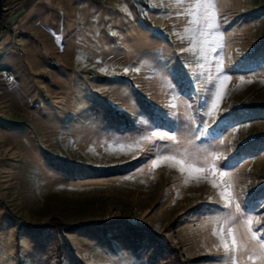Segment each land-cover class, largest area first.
I'll list each match as a JSON object with an SVG mask.
<instances>
[{
  "label": "rangeland",
  "instance_id": "374dc122",
  "mask_svg": "<svg viewBox=\"0 0 264 264\" xmlns=\"http://www.w3.org/2000/svg\"><path fill=\"white\" fill-rule=\"evenodd\" d=\"M51 1L52 22L66 8L84 21L98 12L107 32L82 42L74 77L56 60L58 82L15 44L42 15L4 0L0 264H264V0H210L215 27L197 0ZM119 217L170 243L121 223L22 226Z\"/></svg>",
  "mask_w": 264,
  "mask_h": 264
},
{
  "label": "crops",
  "instance_id": "0c3cea01",
  "mask_svg": "<svg viewBox=\"0 0 264 264\" xmlns=\"http://www.w3.org/2000/svg\"><path fill=\"white\" fill-rule=\"evenodd\" d=\"M54 5L55 4L51 0H29V3L26 6L28 16L35 19L41 14L44 25L40 26L32 21V23L25 28L26 31L23 30L20 32L18 30L15 44L25 45V51L32 56L33 54H36V52H40L44 56L43 58L48 60V63H45L47 64L45 66L48 72H44V74L55 77L59 82L60 77L65 74L73 77L76 75V67L79 66L78 63L83 59L82 42L86 41V39L92 40L93 38L94 40H98L99 37H105L104 32L107 31L99 25L98 12L92 14L91 17L89 16L90 20L84 21L78 17L76 18V14H79L80 12L76 13L66 8L62 11L63 20L61 23H54L51 21L52 18L50 13V9H53L55 7ZM39 8H42V11H40ZM117 17L119 24L122 25L121 29L125 31V37L128 36L131 41L130 35L132 34L134 35L132 38L135 40L134 42H139V33L137 34L131 31V26L126 22L125 17L122 14ZM16 26L17 28H22L19 27V21H16ZM110 28L113 29L114 27L110 26ZM11 29L12 28H10V30ZM48 29L55 34L57 42L47 36ZM22 40L25 42H21ZM64 40L65 43L63 45ZM56 43H58L61 48H56ZM56 60L61 62L62 67L67 71L66 73L59 70L61 65L57 66L58 63ZM12 68L14 67L12 66ZM39 86L42 87L41 84H39Z\"/></svg>",
  "mask_w": 264,
  "mask_h": 264
},
{
  "label": "trees",
  "instance_id": "16d2710c",
  "mask_svg": "<svg viewBox=\"0 0 264 264\" xmlns=\"http://www.w3.org/2000/svg\"><path fill=\"white\" fill-rule=\"evenodd\" d=\"M145 23H148L147 20L145 21ZM98 223L107 224V225H110L112 223L113 224L114 223H121L125 227H127V229H129L130 231H132L135 234H139V233H142L143 231H146L148 233L149 237H151L152 239H154L156 237H161V238L165 239L167 243H170L165 235L160 234L159 232L155 231L153 228L148 227V226L136 225V224L130 222L129 220H127L125 218H121V217H119V218H107V219H103V220H99V221L89 220V221H83V222L74 223V224H67L59 218H53L49 223H45V224H36V223L23 221L22 226L25 227L27 230L38 231V230H43V229H45L51 225L58 226L61 229H76V228L86 227L87 225H94V224H98ZM174 249L176 250L177 253H179L178 249H176V248H174Z\"/></svg>",
  "mask_w": 264,
  "mask_h": 264
},
{
  "label": "snow or ice",
  "instance_id": "6c2138e0",
  "mask_svg": "<svg viewBox=\"0 0 264 264\" xmlns=\"http://www.w3.org/2000/svg\"><path fill=\"white\" fill-rule=\"evenodd\" d=\"M193 7H194V9H197V10L200 9V8H203L205 10V13H206V19L208 21V26L209 27H215L216 13H215V11H210V10L214 9L215 6H214L213 3L210 2V0H207V2H201V0H197V3ZM188 15L193 16V19L190 21L191 23H197L198 22L195 19L196 15H198V12H190V13H188ZM125 71H127V69H125ZM217 71H218V73L222 74L225 71V69L221 65L220 67H218ZM227 79H229L228 76H223V80H227ZM223 80L221 81V91L223 89ZM241 80H243V77H241ZM219 100H220V92L218 91L217 94H216V101L212 104L213 111L208 113V115H214L215 114L216 104L219 102ZM207 129L208 128L202 127L197 138H199V136L204 135V132ZM152 135L155 136V137H158L160 141H164L165 138L167 137V133H165L163 136H161L160 133L153 132ZM165 150H167V149H165ZM164 159H175V158L174 157H164ZM156 163L157 162H154V166H155ZM180 170L183 172L184 168L181 167ZM222 195H224L225 199H227L231 194L229 193V194H222ZM230 203H231V201L229 200V204ZM239 208H240V205L237 204V210H239ZM250 223H251V221H249V224ZM261 248H264V243L261 244ZM225 250L235 253V241H233V248H231V249H229L227 244H225ZM232 264H237V261H236V258H235L234 254L232 256Z\"/></svg>",
  "mask_w": 264,
  "mask_h": 264
},
{
  "label": "water",
  "instance_id": "95a60500",
  "mask_svg": "<svg viewBox=\"0 0 264 264\" xmlns=\"http://www.w3.org/2000/svg\"><path fill=\"white\" fill-rule=\"evenodd\" d=\"M4 12V0H0V20Z\"/></svg>",
  "mask_w": 264,
  "mask_h": 264
},
{
  "label": "built area",
  "instance_id": "2783aa9c",
  "mask_svg": "<svg viewBox=\"0 0 264 264\" xmlns=\"http://www.w3.org/2000/svg\"><path fill=\"white\" fill-rule=\"evenodd\" d=\"M6 8H7V6L4 3V11L6 10ZM6 78H7L8 81H13V76L11 74H7Z\"/></svg>",
  "mask_w": 264,
  "mask_h": 264
}]
</instances>
